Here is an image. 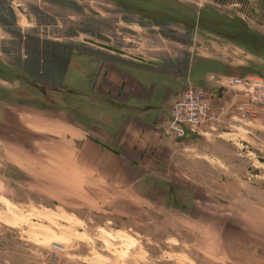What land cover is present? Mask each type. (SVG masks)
Listing matches in <instances>:
<instances>
[{
  "label": "rangeland",
  "instance_id": "1",
  "mask_svg": "<svg viewBox=\"0 0 264 264\" xmlns=\"http://www.w3.org/2000/svg\"><path fill=\"white\" fill-rule=\"evenodd\" d=\"M128 25L188 50L186 88L228 111L100 184L77 149L110 108L37 49ZM229 76L264 77V0H0V264H264V110L244 116Z\"/></svg>",
  "mask_w": 264,
  "mask_h": 264
},
{
  "label": "crops",
  "instance_id": "2",
  "mask_svg": "<svg viewBox=\"0 0 264 264\" xmlns=\"http://www.w3.org/2000/svg\"><path fill=\"white\" fill-rule=\"evenodd\" d=\"M110 4L116 6L115 3ZM130 13L134 17L138 15ZM167 27L173 35L187 28L186 25L175 23ZM147 30L153 32L158 31V28L152 26ZM111 32L102 37L99 34L93 39L94 43L86 42L84 36L66 37L60 41L46 40L51 46L48 50L41 45L44 43L41 35V46L37 49L36 58L41 73L51 71L47 69L48 61L55 64L54 72L65 70L78 73L85 82L73 84L72 91L87 95L91 93L95 103L109 106L108 118L101 116L99 120H94L89 126L90 137L82 141L77 149V162L90 168L88 174L92 173L94 178L100 179V184H105L108 179L125 177L121 169L128 162L129 166L130 162L140 164L149 159L148 154L173 148L168 142L171 138L167 133V124L173 105L188 85L187 80L180 78L183 68L188 64V50L166 47L163 38L159 39V47L151 49L142 25L119 27ZM70 45L73 47L69 50ZM76 46L78 48L74 49ZM58 47L65 51L61 52ZM193 72L194 67L189 70V76ZM35 83L47 90L66 85ZM222 103L221 97L213 100L214 107ZM79 121L78 126H83ZM204 134L210 133L204 131ZM126 153L132 156L128 157ZM136 153H140L138 158L134 156ZM117 163L120 164L119 168Z\"/></svg>",
  "mask_w": 264,
  "mask_h": 264
},
{
  "label": "built area",
  "instance_id": "3",
  "mask_svg": "<svg viewBox=\"0 0 264 264\" xmlns=\"http://www.w3.org/2000/svg\"><path fill=\"white\" fill-rule=\"evenodd\" d=\"M220 85L223 89H231L237 97L244 98L240 106L244 116L264 110V77L229 76ZM227 111L225 103L214 107L213 98L204 88L189 86L181 92L173 105L167 124L168 136L183 142L205 124L212 121L225 122L221 118Z\"/></svg>",
  "mask_w": 264,
  "mask_h": 264
}]
</instances>
